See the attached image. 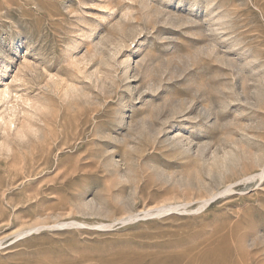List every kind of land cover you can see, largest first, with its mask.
Listing matches in <instances>:
<instances>
[{
    "label": "rangeland",
    "instance_id": "374dc122",
    "mask_svg": "<svg viewBox=\"0 0 264 264\" xmlns=\"http://www.w3.org/2000/svg\"><path fill=\"white\" fill-rule=\"evenodd\" d=\"M1 1L0 264H264V0Z\"/></svg>",
    "mask_w": 264,
    "mask_h": 264
},
{
    "label": "bare ground",
    "instance_id": "6f19581e",
    "mask_svg": "<svg viewBox=\"0 0 264 264\" xmlns=\"http://www.w3.org/2000/svg\"><path fill=\"white\" fill-rule=\"evenodd\" d=\"M1 1V0H0ZM6 0H4L5 2ZM22 0H20L21 2ZM48 1V0H47ZM51 1V0H50ZM49 1V2H50ZM54 1V0H52ZM3 1H1L2 3ZM8 3V0L6 1ZM29 2V1H28ZM37 2V1H36ZM39 2V1H38ZM37 2V3H38ZM41 2V1H40ZM43 2V1H42ZM41 2V3H42ZM45 2V0H44ZM0 3V5H1ZM11 4V2H9ZM22 3V2H21ZM36 5H39L37 4ZM46 3V2H45ZM3 4V3H2ZM50 4V3H49ZM23 5V4H22ZM51 5V4H50ZM19 6V5H18ZM41 6V5H40ZM39 6V7H40ZM43 6V5H42ZM45 6V5H44ZM2 7V5L0 6ZM26 7V6H25ZM30 7V6H29ZM32 7V6H31ZM34 7V6H33ZM52 7V6H51ZM3 8V7H2ZM13 8V7H12ZM15 8V7H14ZM36 8V7H35ZM34 8V9H35ZM57 8V6H56ZM27 9V8H26ZM38 8H36L37 10ZM22 10H25L22 9ZM49 10H52V9H49ZM54 10V9H53ZM52 10V11H53ZM19 11V10H18ZM33 11V10H32ZM39 11V10H38ZM52 11H50L52 13ZM12 13V11H10ZM28 12V11H26ZM25 12V13H26ZM35 12V11H34ZM53 14V13H52ZM32 15V14H31ZM54 15V14H53ZM52 15V16H53ZM2 16V15H1ZM4 16V15H3ZM51 16V15H50ZM52 18V17H51ZM36 19H34L35 21ZM40 20H38L39 22ZM42 21V19H41ZM36 23V22H35ZM38 24V23H37ZM122 48V47H121ZM131 59V57H130ZM129 59V60H130ZM128 60V61H129ZM132 60H130L131 62ZM129 62V63H130ZM128 63V62H127ZM128 63V65H129ZM131 65V64H130ZM131 67V66H129ZM129 69V68H128ZM129 73V72H128ZM91 76V75H90ZM58 84V83H57ZM61 84V83H60ZM59 85V84H58ZM60 86V85H59ZM58 86V87H59ZM71 87V86H70ZM71 89V88H69ZM4 90V89H3ZM75 91V90H74ZM68 93V91L66 92ZM64 97V96H63ZM9 98V92L7 90H5L4 92H2L0 94V102L1 101H7V99ZM67 98V97H66ZM21 102L23 103V105H26L28 106L29 109L33 110L34 112L32 113V118H36L37 117V114H38V111L41 110V104L39 101V99L36 97L34 98L33 100H31L30 98H27V99H21ZM9 104V103H8ZM27 109L26 112H30V110ZM9 110H12V109H9ZM41 112V111H40ZM20 113V112H19ZM17 113L15 112H10L7 116H0V127H1V130L2 132L4 133V135L6 136H9L11 135V131H15L16 132V135L19 136L20 138L22 137H25L26 136V132L25 130L21 127V125L18 123V117H17ZM30 115V114H29ZM31 118V117H30ZM27 119V118H26ZM2 120V121H1ZM2 122V123H1ZM89 128V127H88ZM100 129V128H99ZM83 132V131H82ZM105 132V131H104ZM84 134V133H83ZM77 135V133H76ZM90 136V135H88ZM77 137V136H76ZM75 138V137H74ZM79 138V137H78ZM76 140V139H75ZM71 143H74V142H71ZM72 146V144H71ZM70 146V147H71ZM75 146V145H74ZM64 147V145H63ZM73 147V146H72ZM52 148V147H51ZM75 148V147H74ZM64 149V148H63ZM73 149V148H72ZM58 150V149H57ZM67 150V149H66ZM57 152V151H56ZM66 152V151H65ZM49 153V152H48ZM51 154V152H50ZM60 154V153H59ZM61 156V155H60ZM48 158H49V155H48ZM60 158V157H59ZM261 161L258 163L259 166H261V171L259 172H256V173H252V172H249V173H246L245 175H243L241 177V181H245L248 180V179H252V178H256L259 177L260 179H263L264 177V165L262 166L261 165ZM260 169V168H259ZM226 172V171H225ZM253 180V179H252ZM249 181V180H248ZM236 185V184H235ZM234 186V185H233ZM232 183H229L227 184L226 188L223 189L219 195L223 194V193H229V191L232 189ZM209 192H212V191H209ZM227 195V194H225ZM218 197V194H212V196L210 198L204 196V197H201L197 200V207L195 209H190L189 208V202H185V201H182V202H178V203H169V204H160L161 206L159 207H156V208H152V209H146V211H143V212H131L129 214H127L126 216L124 217H121V218H118L114 221H109V222H100V223H97V224H88L84 221H81V220H77V219H69V220H64V221H60V222H57V223H53V224H45V225H36V226H33L31 228H28V229H25V230H22L18 233H16L15 235V239H22V238H26L27 236L33 234V233H36V232H40L41 230L43 231L44 229H52V228H61V227H83V226H89V227H93L95 226V228H98V229H104V230H111L113 227L115 228L116 225H128V224H135L137 222H140V221H147V220H158V219H163L165 216L171 214L172 212H177V211H180L181 214H185V215H190V214H197V212H202V210H204V208L206 207V205L212 201L213 199H215V197ZM192 202V201H191ZM190 202V203H191ZM193 204V202H192ZM191 206V205H190ZM173 214V213H172ZM176 214V213H175ZM199 214V213H198ZM172 216V215H171ZM170 216V217H171ZM193 216V215H192ZM189 219V218H188ZM150 224V223H149ZM119 228V226H118ZM184 229V228H183ZM182 239V238H181ZM193 239V238H191ZM189 239V240H191ZM188 240V241H189ZM195 239L191 240L190 242H185V243H192ZM3 246L2 242L0 241V250L2 249L1 247ZM188 260V259H187Z\"/></svg>",
    "mask_w": 264,
    "mask_h": 264
}]
</instances>
